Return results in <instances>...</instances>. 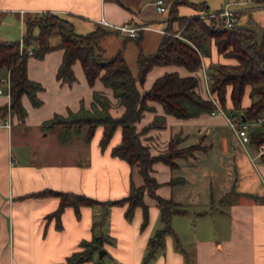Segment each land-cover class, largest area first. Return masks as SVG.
Here are the masks:
<instances>
[{
  "label": "crops",
  "instance_id": "1",
  "mask_svg": "<svg viewBox=\"0 0 264 264\" xmlns=\"http://www.w3.org/2000/svg\"><path fill=\"white\" fill-rule=\"evenodd\" d=\"M164 1L162 13H167L168 5L174 0ZM186 1L203 3L209 12L219 11L226 5L231 8L246 3L226 0L219 9L210 10L207 0ZM254 1L257 7H264L263 0ZM155 2L0 0V41H23L25 21L51 12L69 20L80 35L89 34L97 26L108 30L110 33L97 42L98 48L107 57L122 49L135 77L139 48L147 55L155 53L166 27L155 24L162 14L157 12ZM178 11L182 16L198 14L188 6H180ZM248 12L236 10L239 23ZM124 24L139 28L136 41L113 28ZM59 43L58 36L49 42L54 47L51 51L40 58L30 56L27 60V77L40 84L42 90L37 93L41 101L39 107H33L27 96L21 98L27 111L23 122L10 114V126H5L10 97L2 81L8 77V72L1 76L0 264H62L73 252L81 250V242L91 241L94 237L104 238L101 248L83 264H264V162L260 159L264 145L254 148L241 143L225 116L216 111L179 119L165 114L161 105L149 101L147 104L151 109L145 111L136 124L137 131H141L155 117H163L164 127L148 129L141 136L152 155L164 153L173 136L180 138L179 148L194 144L205 148L194 151L193 156L174 159L175 169L161 162L153 164L152 175L159 183L156 193L182 205L188 212L172 217L173 234L165 236L163 247L148 262L144 261L148 240L163 228L158 205L151 197L144 199L148 220L142 226L141 208L134 210L131 219H126L125 207L118 205L81 206L78 213L72 207H65L56 218L52 214L59 205L58 197L33 196L51 190L105 202L124 198L131 184L136 187L143 184L137 166H130L109 153V149L120 142V128L115 131L109 146L101 151V127L95 130L89 143L79 136L73 137L68 144L58 141V127L48 130L42 127L55 116L66 117L81 106L89 109L94 92L103 93L110 100L111 115L118 117L123 112L109 88L99 80L92 86L87 83L79 62L72 65L75 81L71 85L57 80L56 73L63 56V50L57 47ZM29 47L34 51L36 45ZM211 62H226L214 46L210 57L202 58L200 69L194 73L173 65L155 66L147 73L141 90H148L166 73H178L181 77H197V92L207 99L203 76ZM249 105L247 89L242 107ZM5 107L6 113L2 111ZM225 108L226 113L231 112L229 99ZM51 132H57V142L51 147L53 151L46 145ZM67 146L74 147L68 152L73 158L69 163L65 162ZM11 160H14L13 165ZM171 180L182 182L170 184ZM97 205L102 209L97 210Z\"/></svg>",
  "mask_w": 264,
  "mask_h": 264
},
{
  "label": "trees",
  "instance_id": "2",
  "mask_svg": "<svg viewBox=\"0 0 264 264\" xmlns=\"http://www.w3.org/2000/svg\"><path fill=\"white\" fill-rule=\"evenodd\" d=\"M261 2L264 4V0ZM180 6H188L198 14L209 12L203 3L193 4L186 0L171 2L167 8V24L155 53L147 55L139 48L135 77L123 56L122 49L107 57L98 48L97 42L110 33L102 26H97L89 34L80 35L74 31L69 20L51 12H44L25 21L23 35L25 46L36 45L32 56L40 58L54 48L49 45L48 39L57 34L60 38L57 47L63 50L56 73L57 80L71 85L75 81L72 65L79 62L87 83L92 86L99 80L112 91L113 97L123 107L120 116L111 115L110 100L103 93L94 92L89 109L81 106L77 112H70L66 117L55 116L43 123L44 130L59 127L58 141L61 144H68L73 137L79 136L83 137L85 143H89L95 130L101 127L99 146L101 151H104L115 131L120 128V142L112 146L109 153L130 166H137L143 179L141 186L131 184L128 194L114 201L100 202L83 195L51 190L33 196L58 197L59 205L52 214L56 218L65 207H72L78 213L81 206L118 205L125 207L126 219H131L134 210L141 208L142 226H145L148 220V207L144 199L145 196L151 197L158 205L163 228L149 238L145 262L152 259L156 251L163 247L165 236L173 234L172 217L188 212L182 205L171 199L162 198L156 193L159 183L152 175L153 164L161 162L175 169L177 165L174 159L193 156L194 151L205 148L199 144L179 148L181 140L173 136L164 153L152 155L141 136L148 129L164 127L163 117H155L153 122L141 131H137L136 124L141 120L143 113L151 109L147 104L149 101L158 103L165 114L179 119L196 118L215 110L214 104L197 92L199 84L197 77H181L178 73H166L157 78L148 90H141L147 73L155 66L168 65L183 67L194 73L200 69L202 58L210 57L211 47L214 46L226 62H211L206 75L208 90L217 96L221 108L226 110L225 105L229 99L232 103L230 111L247 123L264 114V30L258 39L253 29L239 24L237 14L238 24L226 28L223 25L213 26L212 21L200 19L198 14L182 16L178 11ZM177 31H180L178 37L175 36ZM29 57L20 51L18 41H0V80L2 74L8 72L9 111L20 122L27 116L21 102L23 96L29 98L33 107L41 105L37 93L42 90V86L29 80L26 73ZM247 89L250 105L243 108L242 101ZM2 111L6 113V107ZM247 133L251 146L259 148L264 145V121L249 127ZM260 159L264 162V154ZM180 182L182 180H171L169 183ZM103 239L94 237L91 241L81 242V250L73 252L62 264H83L90 261L92 255L101 248Z\"/></svg>",
  "mask_w": 264,
  "mask_h": 264
},
{
  "label": "built area",
  "instance_id": "3",
  "mask_svg": "<svg viewBox=\"0 0 264 264\" xmlns=\"http://www.w3.org/2000/svg\"><path fill=\"white\" fill-rule=\"evenodd\" d=\"M156 10L159 13L165 11V1L164 0H156L155 2ZM198 18L209 20L213 22V26L223 25L226 28L234 27L238 24V20L236 18V11L232 10L229 5H226L221 10L216 12H207V13H200L198 14ZM116 31L120 34L129 37L135 38L137 36L138 29L137 27L129 26L128 24H124L121 26H114L113 27ZM178 36V35H176ZM20 51L24 52V54L28 56H32L33 50L29 46H25L24 42L21 40L19 42ZM203 80L206 84L207 90V99L210 100L214 106L215 110L211 112L212 114L216 111L225 116L226 121L229 127L234 130L237 137L240 139L241 143L246 144L249 141L248 137V128L252 125H258L264 121V114L259 116L255 121L252 123L243 122L240 120L238 115H235L232 112L226 113L220 106L217 96L214 93H211L208 90V76L204 74ZM2 84L6 85L8 88V96H9V76L2 81ZM2 94V89L0 88V95ZM5 126H10V112L8 113L7 120L5 121ZM14 160H11V165H13Z\"/></svg>",
  "mask_w": 264,
  "mask_h": 264
},
{
  "label": "rangeland",
  "instance_id": "4",
  "mask_svg": "<svg viewBox=\"0 0 264 264\" xmlns=\"http://www.w3.org/2000/svg\"><path fill=\"white\" fill-rule=\"evenodd\" d=\"M189 1H194V2H202V1H205V0H189ZM208 3H209V7H210V10H216V9H219V7L221 5H225L226 3V0H207ZM235 0H230V3H233ZM236 1H245V5H242V6H233L231 7L232 10H248L251 15H249V12L246 13V15L241 19V22L239 23L240 25L242 26H245V27H248V28H251L253 29L255 32H256V35H257V38L259 39L261 34H262V31L264 29V7H257V4L254 0H236ZM212 12V11H211ZM166 14L167 13H162L159 15L158 17V20L155 22V24H158V25H161V27H165L166 26V23H165V19H166ZM177 28V27H176ZM178 29V28H177ZM180 31H177L175 33V36L176 35H180L179 34ZM176 36V37H178ZM56 38H58V35L54 34L50 37L49 39V42H53L54 40H56ZM249 123H252V122H249ZM252 126H255V125H252ZM60 128L58 127L56 129V131H58ZM57 132H51V136H49V139L46 143L47 145V148L51 151H53V149H51V147H55V144H56V134ZM249 145V143H247ZM246 144V145H247ZM247 145V146H248ZM263 146V145H261ZM261 146L259 148H261ZM74 147L73 146H70V147H65V149L67 150V155H66V159H65V162L69 163L71 162L70 159H73L71 158V154L68 153L69 151H71ZM260 150V149H259ZM264 152L261 153V155H263ZM257 163V162H256ZM102 206L100 205H97L95 206V208L97 210H101Z\"/></svg>",
  "mask_w": 264,
  "mask_h": 264
},
{
  "label": "water",
  "instance_id": "5",
  "mask_svg": "<svg viewBox=\"0 0 264 264\" xmlns=\"http://www.w3.org/2000/svg\"><path fill=\"white\" fill-rule=\"evenodd\" d=\"M242 121L244 122L245 120L243 119ZM99 254H101V251L99 252Z\"/></svg>",
  "mask_w": 264,
  "mask_h": 264
}]
</instances>
